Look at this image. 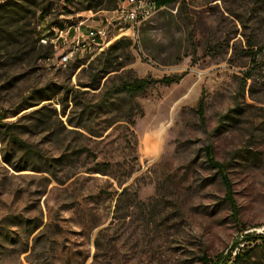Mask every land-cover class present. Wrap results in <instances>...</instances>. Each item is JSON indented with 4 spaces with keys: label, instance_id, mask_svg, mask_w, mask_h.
Instances as JSON below:
<instances>
[{
    "label": "rangeland",
    "instance_id": "rangeland-1",
    "mask_svg": "<svg viewBox=\"0 0 264 264\" xmlns=\"http://www.w3.org/2000/svg\"><path fill=\"white\" fill-rule=\"evenodd\" d=\"M27 2L23 22L44 50L17 87L16 69L0 65V106L31 102L0 126V264H201L260 242L264 0H175L134 28L109 0L97 11L82 0ZM81 22L83 31L109 25V35L63 65L70 40H52ZM248 49L260 52L255 60ZM149 76L180 78L131 106L115 92ZM209 143L233 202L206 164ZM252 250L237 264H264V243Z\"/></svg>",
    "mask_w": 264,
    "mask_h": 264
},
{
    "label": "trees",
    "instance_id": "trees-1",
    "mask_svg": "<svg viewBox=\"0 0 264 264\" xmlns=\"http://www.w3.org/2000/svg\"><path fill=\"white\" fill-rule=\"evenodd\" d=\"M38 0H35V2ZM82 5L84 6V10L89 11H97L99 9H104L103 5L104 0H82ZM114 4L113 8L118 6L119 0H109ZM157 3L158 7L167 6L174 2L175 0H154ZM31 5L27 2V0H4L0 3V65L2 69L12 68L16 69L18 72L15 76V79L9 85V88H12L14 85L17 87L19 83L25 79L29 71H33V65L37 64V61L43 57L42 51L44 50V46L39 45L41 40V34L37 29L31 27L30 22H23L24 20V12L26 8ZM33 7V6H32ZM35 7V6H34ZM37 9V12L40 11V16H44L45 9ZM107 9V8H106ZM36 12V14H37ZM35 13V12H34ZM252 49V48H251ZM261 48L259 49V51ZM207 53L210 55H216V46L208 45L206 49ZM260 52L248 49L246 54L255 60L256 56ZM23 71V72H20ZM180 76L170 77L164 76L160 79L149 77L143 78H133L130 80H122L117 87L115 88V92L124 94L130 98V106L134 105L133 98L139 94L145 92L148 88L157 85V84H171L173 82H177ZM12 85V86H11ZM244 89V87H243ZM114 91V90H113ZM113 91L107 93V97H105V101L109 99L110 95H112ZM31 102H28V99L23 100V98L18 102H12L11 104L16 106L11 110H4L0 106V126L1 122L10 115H16L19 112L26 109ZM139 107V106H138ZM238 106L231 108L230 112L236 111ZM197 113L201 120L205 122V107L202 101L199 102L197 107ZM226 117V116H225ZM130 123H134L132 118H128ZM4 139V138H3ZM14 140V139H13ZM15 141H17L15 139ZM19 142V141H17ZM204 152L206 156V164L207 166L214 170L217 176L223 179L226 191L227 198L229 201L233 202V198L231 196L232 188L231 182L226 175V164L222 163L220 159H218L215 147L213 143L206 144L204 147ZM110 165L107 166V168ZM94 172L107 174L106 169L98 164ZM133 172L130 170L129 175ZM120 183H124L120 181ZM128 189V188H127ZM125 189L122 192L127 191ZM104 230H101L99 233H102ZM244 231V230H243ZM257 238L261 239L260 242L255 244L253 247L247 246V248H241L239 252H237L233 257L227 258L222 254L219 255L215 260L208 258L206 255L201 257V264H237L238 262L245 261L253 251L252 249L260 245V243H264V236H257ZM247 241H253L251 238H245ZM255 240V239H254ZM97 248H100V242L97 240L96 242ZM247 245V244H246ZM249 247V248H248ZM98 259V258H97Z\"/></svg>",
    "mask_w": 264,
    "mask_h": 264
},
{
    "label": "built area",
    "instance_id": "built-area-1",
    "mask_svg": "<svg viewBox=\"0 0 264 264\" xmlns=\"http://www.w3.org/2000/svg\"><path fill=\"white\" fill-rule=\"evenodd\" d=\"M120 6L118 12L120 20L131 28L139 25L142 21L149 18L151 14L157 9L153 0H119ZM119 19V18H118ZM111 24L112 22L109 21ZM81 22L78 26H72L60 31L55 39L52 40L56 44L59 40L64 43L70 40V45L60 55L61 63L64 65V59H74L79 53L85 51H92L95 46H100L107 39L109 35V25L100 26L97 28H88L83 31ZM124 26H120L121 31ZM73 29V30H72ZM74 31V36L70 37L71 32ZM97 31H104V38H97ZM46 42V40H42Z\"/></svg>",
    "mask_w": 264,
    "mask_h": 264
},
{
    "label": "bare ground",
    "instance_id": "bare-ground-1",
    "mask_svg": "<svg viewBox=\"0 0 264 264\" xmlns=\"http://www.w3.org/2000/svg\"><path fill=\"white\" fill-rule=\"evenodd\" d=\"M151 15H152V14H151ZM151 15H150V16H151ZM150 16H149V17H150ZM99 33L102 34L103 31H99ZM70 60H71V59H64V63H67V62L70 61Z\"/></svg>",
    "mask_w": 264,
    "mask_h": 264
},
{
    "label": "crops",
    "instance_id": "crops-1",
    "mask_svg": "<svg viewBox=\"0 0 264 264\" xmlns=\"http://www.w3.org/2000/svg\"><path fill=\"white\" fill-rule=\"evenodd\" d=\"M154 1V0H153ZM154 3H155V6H156V8H161V7H163V6H161V7H158L157 6V3L154 1ZM118 6H120V1L118 2ZM93 15H95V13H92Z\"/></svg>",
    "mask_w": 264,
    "mask_h": 264
}]
</instances>
